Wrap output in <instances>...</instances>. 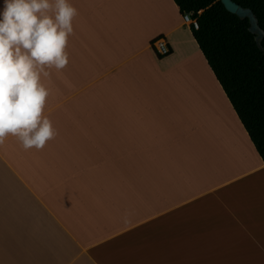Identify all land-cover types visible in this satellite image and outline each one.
<instances>
[{
  "label": "crops",
  "instance_id": "0c3cea01",
  "mask_svg": "<svg viewBox=\"0 0 264 264\" xmlns=\"http://www.w3.org/2000/svg\"><path fill=\"white\" fill-rule=\"evenodd\" d=\"M68 2L57 135L0 145V264H264V162L178 6Z\"/></svg>",
  "mask_w": 264,
  "mask_h": 264
},
{
  "label": "clouds",
  "instance_id": "9594fccd",
  "mask_svg": "<svg viewBox=\"0 0 264 264\" xmlns=\"http://www.w3.org/2000/svg\"><path fill=\"white\" fill-rule=\"evenodd\" d=\"M77 9L68 0H4L0 12V145L12 135L41 150L57 135L43 115L47 69H64Z\"/></svg>",
  "mask_w": 264,
  "mask_h": 264
},
{
  "label": "trees",
  "instance_id": "16d2710c",
  "mask_svg": "<svg viewBox=\"0 0 264 264\" xmlns=\"http://www.w3.org/2000/svg\"><path fill=\"white\" fill-rule=\"evenodd\" d=\"M173 1L181 14L196 19L192 36L264 162V37L257 43L248 18L228 11L220 0ZM233 1L250 8L264 30V0Z\"/></svg>",
  "mask_w": 264,
  "mask_h": 264
},
{
  "label": "water",
  "instance_id": "95a60500",
  "mask_svg": "<svg viewBox=\"0 0 264 264\" xmlns=\"http://www.w3.org/2000/svg\"><path fill=\"white\" fill-rule=\"evenodd\" d=\"M224 7L232 12L235 13L240 18H248L249 21V30L256 34V41L257 43L264 37V30L260 28L258 21L253 14L252 10L248 7H242L233 0H220Z\"/></svg>",
  "mask_w": 264,
  "mask_h": 264
},
{
  "label": "built area",
  "instance_id": "2783aa9c",
  "mask_svg": "<svg viewBox=\"0 0 264 264\" xmlns=\"http://www.w3.org/2000/svg\"><path fill=\"white\" fill-rule=\"evenodd\" d=\"M182 18L190 28L191 27L194 29L198 28V23L196 19L192 18L190 14L184 13L182 14ZM152 49L155 50L160 55H165L169 51L168 44L163 37H158L152 42Z\"/></svg>",
  "mask_w": 264,
  "mask_h": 264
}]
</instances>
